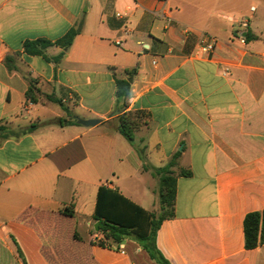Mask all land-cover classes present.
<instances>
[{"label":"crops","instance_id":"crops-1","mask_svg":"<svg viewBox=\"0 0 264 264\" xmlns=\"http://www.w3.org/2000/svg\"><path fill=\"white\" fill-rule=\"evenodd\" d=\"M73 28L70 47L26 54ZM136 112L130 143L120 117ZM171 161L168 263L264 264L244 235L264 210V0H0V264H159L134 236L101 245L94 214L105 187L158 215Z\"/></svg>","mask_w":264,"mask_h":264},{"label":"trees","instance_id":"trees-1","mask_svg":"<svg viewBox=\"0 0 264 264\" xmlns=\"http://www.w3.org/2000/svg\"><path fill=\"white\" fill-rule=\"evenodd\" d=\"M79 32V29L73 28L56 42L48 40L27 41L24 44V50L28 55L45 57L44 51L49 47H70ZM129 94L130 84L127 81H117L116 97L118 101L125 102ZM27 98L31 102L36 101L33 85L27 92ZM56 102L63 105L61 101ZM148 119L149 115L144 112L126 113L120 117L119 132L130 143H133L135 130L141 125H146ZM175 166L176 161H171L168 168L156 171V174L160 176L159 200L161 209L158 215L146 212L117 191L105 187L99 189L94 219L100 223L99 233L103 236L101 245L118 246L121 240L134 236L154 260L159 264H169L158 248L157 233L166 220L174 217L177 177L171 168ZM179 175L189 177L191 173L181 170ZM64 213L73 215L69 208L65 209ZM244 235L247 250H253L264 245V210L246 215Z\"/></svg>","mask_w":264,"mask_h":264},{"label":"built area","instance_id":"built-area-1","mask_svg":"<svg viewBox=\"0 0 264 264\" xmlns=\"http://www.w3.org/2000/svg\"><path fill=\"white\" fill-rule=\"evenodd\" d=\"M255 9L252 8L251 11H254ZM118 17H121L120 14L117 15ZM241 25L244 26L245 28L248 27V22L247 21H242ZM218 41L216 39H212L209 43L202 45L199 47V52L201 55L205 57H209L215 50V47L217 45ZM240 43L242 45L246 44V39L245 38H240Z\"/></svg>","mask_w":264,"mask_h":264},{"label":"water","instance_id":"water-1","mask_svg":"<svg viewBox=\"0 0 264 264\" xmlns=\"http://www.w3.org/2000/svg\"><path fill=\"white\" fill-rule=\"evenodd\" d=\"M78 123L85 126V127H94L101 123V120L93 119V120H83L77 119Z\"/></svg>","mask_w":264,"mask_h":264},{"label":"rangeland","instance_id":"rangeland-1","mask_svg":"<svg viewBox=\"0 0 264 264\" xmlns=\"http://www.w3.org/2000/svg\"><path fill=\"white\" fill-rule=\"evenodd\" d=\"M159 207V204H158V202L156 203V207L154 208V207H151L150 208V211L151 212H155V210H157V208Z\"/></svg>","mask_w":264,"mask_h":264}]
</instances>
